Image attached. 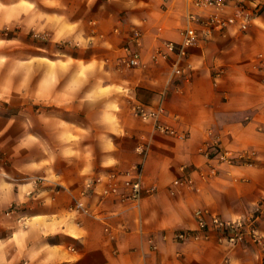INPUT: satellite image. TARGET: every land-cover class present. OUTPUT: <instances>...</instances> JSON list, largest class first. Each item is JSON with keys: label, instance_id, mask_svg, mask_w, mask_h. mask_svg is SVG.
Returning <instances> with one entry per match:
<instances>
[{"label": "crops", "instance_id": "crops-1", "mask_svg": "<svg viewBox=\"0 0 264 264\" xmlns=\"http://www.w3.org/2000/svg\"><path fill=\"white\" fill-rule=\"evenodd\" d=\"M249 6L247 28L187 48L192 66L173 76V57L151 54L179 40L195 10L186 0H0V264H258L256 246L219 241L212 228L174 236L197 227L195 210L209 224L213 214L232 219L264 192V0ZM132 29L139 62L128 67ZM134 101L160 105L159 120L183 136L133 115ZM217 146L253 153L227 164L201 151ZM136 165L141 187L154 188L138 201L86 189ZM186 176L190 184L173 183ZM12 202L25 227L5 214ZM258 229L264 237V217Z\"/></svg>", "mask_w": 264, "mask_h": 264}, {"label": "built area", "instance_id": "built-area-1", "mask_svg": "<svg viewBox=\"0 0 264 264\" xmlns=\"http://www.w3.org/2000/svg\"><path fill=\"white\" fill-rule=\"evenodd\" d=\"M188 1L194 11L187 13L186 22L184 26L179 29V40H162L160 44L155 48L151 54V60L158 62L162 60L171 59V75L180 76L187 72L191 68V63L185 59L187 48L198 46L203 42L209 40L213 33L228 28L231 25H237L240 29L247 28L251 19L256 15V11L251 9L249 3L251 0H186ZM32 35L37 38L45 39V35L32 32ZM140 44V32L137 29H132L129 36V43L123 47L125 55L121 58V62L130 67L135 66L139 62V54L137 48ZM264 66V63H261ZM132 114L142 120H151L153 128L161 133L175 135L182 137L183 133L176 131L168 123L161 122L159 115L162 108L160 105L156 107H149L140 102L134 101L130 107ZM147 144H140L138 149L139 153L144 154ZM202 153L206 157H215L217 162H224L227 164L236 163H249L251 154L253 152L241 151L238 153H232L228 150L216 147L214 153H211L207 147L202 148ZM0 160L2 155L0 154ZM121 175L124 178L121 180L118 176ZM140 167L132 166L131 169L122 171L116 174H108L107 178L103 179L97 177L94 180H89L86 183V189L96 191L99 195L107 194H119L124 200L138 201L143 194H149L154 191V188H142L140 181ZM44 181L43 177H37L34 179V185H38ZM103 182L104 185L101 189H97V185ZM174 184H190L191 178L186 176L182 179H176ZM124 187L126 191H120L119 188ZM37 189V188H36ZM35 189V190H36ZM59 187H55L50 195V198L54 197V194L58 191ZM32 196L34 191L27 193ZM6 215H16V221L20 226H26V218L20 213V207L18 203L12 202L7 207ZM74 209H86L83 203L76 200ZM194 215L196 218L197 227L195 229H182L174 233L177 240H183L197 233H206L212 228L217 233V239L219 241H227L230 245L237 244H252L259 250L258 264H264V237L258 229V221L264 217V192L260 195L253 207L232 219H223L217 214H213L210 217V224L204 219L201 210H195ZM217 264H231L229 258H223Z\"/></svg>", "mask_w": 264, "mask_h": 264}, {"label": "rangeland", "instance_id": "rangeland-1", "mask_svg": "<svg viewBox=\"0 0 264 264\" xmlns=\"http://www.w3.org/2000/svg\"><path fill=\"white\" fill-rule=\"evenodd\" d=\"M4 32H6V30H4ZM32 32H36L35 30H31V32H30V35L32 36V38H34V39H36V40H39V41H45V40H47L48 38H46V36H45V39H42V38H37V37H34L33 35H32ZM39 33V32H38ZM42 34V33H41ZM44 35V34H43ZM68 42L67 41H60L58 44H57V46L58 47H63L65 44H67ZM57 56H54V55H52L51 54V56H50V58H56Z\"/></svg>", "mask_w": 264, "mask_h": 264}]
</instances>
